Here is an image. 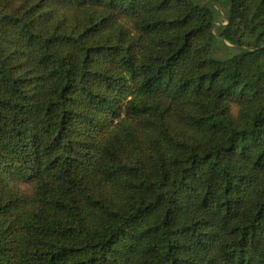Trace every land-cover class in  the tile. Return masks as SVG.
<instances>
[{"label": "trees", "instance_id": "1", "mask_svg": "<svg viewBox=\"0 0 264 264\" xmlns=\"http://www.w3.org/2000/svg\"><path fill=\"white\" fill-rule=\"evenodd\" d=\"M0 264H264V0H0Z\"/></svg>", "mask_w": 264, "mask_h": 264}, {"label": "rangeland", "instance_id": "2", "mask_svg": "<svg viewBox=\"0 0 264 264\" xmlns=\"http://www.w3.org/2000/svg\"><path fill=\"white\" fill-rule=\"evenodd\" d=\"M201 3H202L203 5H205V4H206V2H205V1H204V2H203V1H201ZM227 11H228V10H226V9H223V10H222V12H223V13H225V14L227 13ZM222 51H223V52L219 53V55H220V56H221V55H223L224 53H226V50H222Z\"/></svg>", "mask_w": 264, "mask_h": 264}]
</instances>
